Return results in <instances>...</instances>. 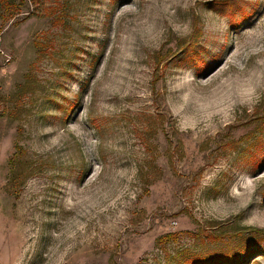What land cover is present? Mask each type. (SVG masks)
I'll use <instances>...</instances> for the list:
<instances>
[{"label": "rangeland", "instance_id": "374dc122", "mask_svg": "<svg viewBox=\"0 0 264 264\" xmlns=\"http://www.w3.org/2000/svg\"><path fill=\"white\" fill-rule=\"evenodd\" d=\"M4 1L0 264H264V0Z\"/></svg>", "mask_w": 264, "mask_h": 264}, {"label": "trees", "instance_id": "16d2710c", "mask_svg": "<svg viewBox=\"0 0 264 264\" xmlns=\"http://www.w3.org/2000/svg\"><path fill=\"white\" fill-rule=\"evenodd\" d=\"M216 4V6H218L219 9H223L225 8L226 4L224 3L223 0H213ZM5 10L7 12H9L10 8H15V5L10 2L9 0H5L4 4H3ZM198 30L195 27L194 33L191 37H189L188 39H183V40H177L176 45H175V50H173L172 52L170 50H167L166 54L164 55H160L157 54L155 56V60H154V66H155V70L158 71L159 66L162 65L164 63V61L167 59V57L169 56V52L173 53L178 49H181L184 46L190 45L191 43H194L197 41L198 36ZM36 47H40L42 49V45L41 44H36ZM264 103V100H263ZM257 124V130L259 131H264V113L260 114L258 117V122ZM18 158L20 156V159H18L16 162L13 163V167L11 168L13 171V177L11 179V182L15 185L18 182L22 183L23 179L26 178V173L33 171L32 167H31V161H26V159L23 158L24 153L21 151V149H17V153H16ZM23 158V159H22ZM169 236H165L164 238H168ZM171 237V236H170ZM169 237V238H170ZM162 240V238H161ZM257 252V251H253L251 252V250L246 251L244 254L247 256L251 255L252 253ZM264 252V251H263ZM244 255L241 257L239 255H214V256H199V257H195V263L196 264H243V260L245 258H243Z\"/></svg>", "mask_w": 264, "mask_h": 264}, {"label": "bare ground", "instance_id": "6f19581e", "mask_svg": "<svg viewBox=\"0 0 264 264\" xmlns=\"http://www.w3.org/2000/svg\"><path fill=\"white\" fill-rule=\"evenodd\" d=\"M180 40H182V39H180Z\"/></svg>", "mask_w": 264, "mask_h": 264}]
</instances>
